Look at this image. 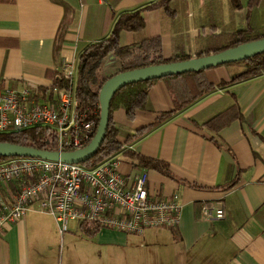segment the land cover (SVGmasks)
Instances as JSON below:
<instances>
[{
  "label": "crops",
  "instance_id": "obj_1",
  "mask_svg": "<svg viewBox=\"0 0 264 264\" xmlns=\"http://www.w3.org/2000/svg\"><path fill=\"white\" fill-rule=\"evenodd\" d=\"M156 1L0 0V94L28 87L38 103H49L51 80L62 62L76 67L78 55L106 38L117 16ZM247 3L173 0L171 12L143 11L141 35L121 32L118 42L127 46L158 37L163 60L174 54L195 58L207 41L222 32L248 28L264 35V0L251 10ZM209 24L212 32L207 34ZM110 57L114 58L106 57L96 72L99 80L119 69L116 58L110 65ZM244 71L241 64L218 66L204 70V77L217 85ZM230 108L234 111L228 117L237 118L227 126L217 132L202 126ZM171 109L163 82L153 83L145 107L132 120L121 109L113 112L118 141L124 142ZM125 151L129 153L123 155ZM115 157L117 171L127 181L145 172L144 188L151 197H176L178 221L173 229L149 228L140 236L108 229L88 235L84 227L92 225L69 222L88 241L68 243L67 264H79L72 251L78 246L87 249L82 264H264V72L215 88L143 137L124 144ZM136 157L165 165L167 173L133 167ZM14 185L9 191L0 186L3 201L15 192ZM204 204L220 208L223 217L203 219ZM55 225L50 215L31 205L0 235V264H56L54 243L48 240L57 238Z\"/></svg>",
  "mask_w": 264,
  "mask_h": 264
},
{
  "label": "built area",
  "instance_id": "obj_2",
  "mask_svg": "<svg viewBox=\"0 0 264 264\" xmlns=\"http://www.w3.org/2000/svg\"><path fill=\"white\" fill-rule=\"evenodd\" d=\"M75 67L62 62L51 86L49 103L40 104L33 90H4L0 94V134L45 127L54 137L56 152H73L92 139L96 124L76 110L73 97ZM118 159H106L92 168L38 158L12 157L0 162V186L15 184L7 202L0 197V235L21 220L31 205L50 215L60 233L69 222L95 225L140 236L149 228L170 229L180 215L176 197L157 198L147 194L146 174L139 171L130 181L117 171ZM203 219H221L222 210L200 206Z\"/></svg>",
  "mask_w": 264,
  "mask_h": 264
},
{
  "label": "trees",
  "instance_id": "obj_3",
  "mask_svg": "<svg viewBox=\"0 0 264 264\" xmlns=\"http://www.w3.org/2000/svg\"><path fill=\"white\" fill-rule=\"evenodd\" d=\"M172 1L173 0H157L153 4L141 9L120 14L114 19L110 33L106 38L88 45L78 55L73 87V97L76 104V110L79 113L85 114L87 118L93 119L96 126L99 116L98 92L106 80H99L96 77V72L106 57L112 56L117 59L119 69L116 73L190 59L189 56L183 54H174L170 60H163L161 57V48L158 37L149 39L141 38L127 46H120L118 42L119 34L121 32L141 35L144 27L142 19L143 11L160 9L165 12H171ZM258 1L259 0H248L247 9H253ZM261 38H264V35L254 33L248 28L244 30L222 32L207 41V43H205V48L196 52L195 58L204 57ZM233 64L243 65L245 68L243 74L232 78L228 82H220L217 85H212L206 81L204 71H197L124 86L115 92L109 101L108 121L104 138L100 146L97 148L94 155L81 165L85 168H92L106 159L114 158L120 152L124 144L143 137L153 128L162 125L168 121L170 117L193 105L195 102L212 92L215 88H221L227 84L253 78L260 73H263L264 53ZM233 64H225L223 66ZM51 81L52 86L59 87L62 85L61 81L57 80L55 77H52ZM157 81L163 82L165 90L170 98L172 109L169 112L160 113L148 127L135 131L131 136H126L124 142L118 141V129L112 119L113 112L121 109L125 114V118L128 121L132 120L134 113L145 107L148 90L152 84ZM233 111L234 108H230L224 113L217 114L204 122L202 126L210 131L217 132L219 129L227 126L229 122L237 118L236 114L230 118L228 117ZM0 142L30 147L40 151L55 150L53 134L45 127H33L0 134ZM128 153V151H125L123 152V155H127ZM5 159L6 158H0V162ZM132 166L135 168H149L160 171L163 174L167 173L165 165L155 160L143 159L141 157H136ZM232 184L233 183L228 186H231ZM12 186L13 184H9L3 188L5 191H9L12 189ZM84 228V231L88 235H93L95 231L99 229L95 225ZM173 228L174 227H171L170 229Z\"/></svg>",
  "mask_w": 264,
  "mask_h": 264
},
{
  "label": "water",
  "instance_id": "obj_4",
  "mask_svg": "<svg viewBox=\"0 0 264 264\" xmlns=\"http://www.w3.org/2000/svg\"><path fill=\"white\" fill-rule=\"evenodd\" d=\"M261 53H264V38L239 44L204 57L116 73L106 79L100 87L98 92V123L92 139L85 147L73 152L58 153L56 151H40L30 147L0 142V158L28 157L69 164H83L94 155L100 146L107 126L109 101L115 92L124 86L242 62Z\"/></svg>",
  "mask_w": 264,
  "mask_h": 264
},
{
  "label": "rangeland",
  "instance_id": "obj_5",
  "mask_svg": "<svg viewBox=\"0 0 264 264\" xmlns=\"http://www.w3.org/2000/svg\"><path fill=\"white\" fill-rule=\"evenodd\" d=\"M210 22H212V21H210ZM210 26H211V24H209L205 27V32L207 34L212 32L210 30ZM109 60L112 61V63H110V65H112L116 62V60L114 58H111V57L109 58ZM72 226L73 225L71 223H68L66 231L60 233L59 228L56 224L55 227H56L57 238H56L55 242H53L51 239H48L51 245L54 243V257L56 260V264H67L66 263V257H67V252L69 250V248H68L69 242L76 243L79 241H84V242L88 241L85 237H83L82 235H80L78 233V231L74 228V226L73 227ZM129 235H131V234H129ZM72 251L75 252V255L78 259L79 264H82V262H84L86 260V257L82 255L83 251H87L86 248H80L79 246L73 247ZM90 252H92V251H90ZM90 252L88 253V255L90 254ZM94 264H96V263H94Z\"/></svg>",
  "mask_w": 264,
  "mask_h": 264
}]
</instances>
